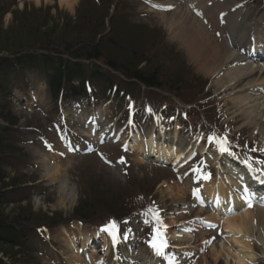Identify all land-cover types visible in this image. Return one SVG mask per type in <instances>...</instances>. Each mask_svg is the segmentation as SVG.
Segmentation results:
<instances>
[{
	"label": "rangeland",
	"instance_id": "374dc122",
	"mask_svg": "<svg viewBox=\"0 0 264 264\" xmlns=\"http://www.w3.org/2000/svg\"><path fill=\"white\" fill-rule=\"evenodd\" d=\"M153 1L164 4L167 0ZM254 1L259 4V8L264 9V0ZM25 2L36 8L50 7L54 20L61 23L68 21V26L76 22L78 25V16V19L90 20L97 25L104 23V26L99 25L98 28L102 30L100 37H104L102 44L106 43L105 54H109V50L114 53L122 63L121 68L130 64L145 74L156 75L160 85L152 88L131 82L123 73L97 62L104 72L111 75L114 86L117 85L125 92L124 96L118 94L101 98L98 95L95 102L64 101L58 114L42 75L24 72L13 74L7 80L6 84L9 83L11 88L9 94L13 96L10 101L7 99L6 107L20 121L18 128L23 133L20 137L17 135L20 146L9 176L15 178L16 174H20L21 183L27 184H21L12 191L11 198L17 203L9 205L7 210L11 213L13 209H20L18 215L27 221L25 227L31 231L32 243L38 244L35 256H22L17 264H78L75 263L78 261L83 264V259L80 261L72 245L76 247L77 244L96 243L91 239L96 234H103L102 243H126L124 237L128 227L123 229L112 223L114 225H107L103 230L98 228L100 222H105L110 216L117 217L124 210L138 215V211L143 208L155 209L152 220L144 218L148 223V233L140 239V243H180L182 237L195 238L201 234L194 232L190 235L183 231L184 228L208 229L200 222H195L196 218L208 222V216L204 217L206 212L190 210L193 185L184 178V169L174 171L169 167L139 162L137 154L131 155L124 151L130 132H141L145 127L159 128L163 124L167 132H170L175 123L181 130L180 137L191 138L186 135L188 131L184 132V125L178 117L183 110H188L191 114L187 126H191L196 134L206 130V134H198L200 140L209 142L212 134L210 128L214 126L222 133L229 130L226 124L232 131L240 133L237 134L236 142L244 138L242 156L258 165H264L257 162L264 160V152L260 151L259 146L261 137L252 127L244 125L241 117L232 115V102L227 101L229 94L220 90L214 77L199 72L200 68H204L209 55V51H204L205 57L198 53L197 50L204 49L202 41L198 38L190 39L193 33H187L188 37L184 41L195 45V48L192 46L190 49L181 39H174L172 30H168L165 25L166 21L176 22L178 19L176 8L167 12L151 10L140 0H74L72 6H66L60 0ZM15 8H19L16 11H22L24 5L22 3ZM259 8L253 15L249 14L250 22L259 17L264 20V11ZM31 21L34 22V19L31 18ZM12 22L13 13L4 16L5 28ZM74 25L69 26L63 34L58 28L56 30L57 23L51 24L50 21L46 28L48 31H37L38 34H34L30 42L39 47L42 45L41 36L44 40L47 35L52 37L54 43H60ZM258 28L264 30L261 26ZM94 30V27L90 29ZM217 32L221 33V30L213 29L212 25L210 33L216 41ZM26 34L28 32L17 31L14 41L18 44L25 39ZM24 43L26 41L22 45ZM136 49L151 61L147 62L141 56L133 57ZM13 53L16 51L10 54ZM193 54L201 56L202 60H197ZM125 83L132 86L124 87ZM97 85H93L96 91ZM144 102L150 106L152 114L142 108ZM86 131H90L91 139L81 137L86 135ZM229 132L231 139L233 133ZM96 137L97 140H103L97 143ZM117 157L123 158L122 165L114 163ZM127 169L130 171L128 176L123 175L121 170ZM54 173L59 175L55 180L52 179ZM184 212H190L193 218L188 220L178 216ZM67 219L76 222L69 225ZM171 224L178 227L170 228ZM252 225L261 231L264 229V222L259 219H254ZM218 228L223 229V225ZM213 238L201 240L200 243L210 242ZM229 240L214 243L212 249L201 256L196 264H237L235 249L228 244L233 242ZM254 249L261 255L259 248ZM138 254L145 258L144 261L148 260L149 251L142 244Z\"/></svg>",
	"mask_w": 264,
	"mask_h": 264
},
{
	"label": "trees",
	"instance_id": "16d2710c",
	"mask_svg": "<svg viewBox=\"0 0 264 264\" xmlns=\"http://www.w3.org/2000/svg\"><path fill=\"white\" fill-rule=\"evenodd\" d=\"M5 1L0 0V264H6L3 261L4 258L10 260L12 264H17L20 263L22 256L26 255L29 258L31 255L26 249H18L17 246H21L23 243H32V241L30 239L31 231L29 227H25L27 221L21 219L18 215L20 209L19 211L13 209L11 213L7 210L9 205L17 203L11 198L13 196L12 191L21 184L27 185L21 183L20 174H16L15 178L9 176V171L13 169L16 154L19 151L20 144L17 139L19 140L23 133L18 128L20 121L6 107V101L11 90L9 83L6 84L7 80H10L9 78L13 74L24 72L40 74L45 78L51 97L55 102L59 99H86L90 90L97 95L99 91L101 98L108 97L111 92L116 96L121 95L120 93L124 91H121L117 85L114 86L111 75L93 63L101 61L114 71H120L128 78H136L148 87H159L160 84L156 75L145 74L141 69L131 67L130 64L120 68L122 63L117 60L114 53L109 50V54H105L107 53L104 52L106 51V43L102 44L104 37H100L99 33L102 30L98 28L99 25L104 26V23L97 25L90 20L78 19V16L76 21H79V24L77 25L76 22L75 25L73 23L69 25H74V27H70L71 32L64 36L62 42L54 43L51 40L52 37H46V35L44 40L41 36L40 42L42 45L35 47L30 42L31 38L38 32L48 31L46 28L49 26L50 21L51 24L56 22V30L58 28V31L63 34L69 29L68 21L61 23L56 19L54 20L50 7L43 8V10L42 8L26 5L22 11L14 10L12 12L13 22L5 28L4 16L12 7V5L7 4L2 7L1 5ZM31 18L34 19V22L31 21ZM92 27L96 30L90 31ZM19 30L28 32V34L24 36L23 41H19L17 44L14 40ZM24 41L27 44L22 45ZM13 51H16V53L10 54ZM132 55L133 57L141 56L147 62L151 61L146 59L145 54L139 53L137 49ZM85 62H89V64ZM95 83L98 84L96 86L98 91L93 86ZM124 87L129 88V84L124 85ZM11 133L17 139L10 138ZM3 161H6L4 165ZM8 166H11V168L6 169Z\"/></svg>",
	"mask_w": 264,
	"mask_h": 264
},
{
	"label": "bare ground",
	"instance_id": "6f19581e",
	"mask_svg": "<svg viewBox=\"0 0 264 264\" xmlns=\"http://www.w3.org/2000/svg\"><path fill=\"white\" fill-rule=\"evenodd\" d=\"M39 1L40 0H35L37 3H39ZM60 1L66 6H72L74 2V0ZM205 1L206 0H203V4H205ZM170 2H172V0L167 1L164 4L172 5L169 4ZM226 3L227 2L225 0L221 1L218 8H216L215 15H207L211 20H213L212 23L215 26L218 25L221 30H223L227 37L228 44H231V46L237 49L241 54L244 53V48L245 54H247L253 50V48L249 46L253 44L248 40H254L256 38L255 32L251 28L252 25L248 28L243 24L245 19L241 11L237 12V17H232V15L229 17L230 13L226 17ZM188 12L189 11L187 9L186 11L176 9L175 15L178 17L176 22L166 21L165 25L168 30H172L171 34L174 39H181V41L185 43L186 46L190 47V49L192 46L195 48V45L192 42L184 41V38L188 37L187 33H193L191 34L192 37L190 39L198 38L202 41L201 46L204 47V49L201 48L197 51L203 56L204 51H209V55L206 59L207 62L203 66L204 68H200L199 72H202L205 76H211V78L214 77L216 84H219L221 88L220 90L226 93V95L229 94L227 101L232 102V107L234 109L229 111H231L232 115L235 117H241L244 125L252 127V129L258 133L262 140L261 145L264 147V72L259 67L242 64L243 62L237 56L238 54L232 52V49L228 46H226L223 51L217 42H215L212 38H209L207 30L204 29L202 25H199L198 21L190 15V12ZM201 12L203 14V11ZM260 20L262 21L263 19L259 17L258 21ZM261 21L259 23L262 25ZM259 23L255 22L253 28H258V25H260ZM238 31H240V34L236 35ZM252 32L253 34H251ZM193 51L196 52L195 50ZM193 57L197 60H202V57L197 54H193ZM146 110L151 114L153 113L150 106H148ZM161 126H163V124H161ZM161 133L162 134L160 135L155 134V131L152 128L145 127L141 132L135 135L132 143L135 147H137V160L139 162H143V159L141 158L142 155L147 157L155 156V159L169 160L172 164L181 165L179 160L184 156L185 151L188 149V142H190V138H180L178 126L171 132H166L164 128H161ZM84 134L89 136V133ZM9 137L17 139L13 136V133H11ZM193 145L196 144L193 143ZM198 149L199 148L195 150L198 151ZM191 150H193V147L188 149L187 152H190ZM214 154L216 155L218 153L209 152L210 159L214 158ZM213 162L216 163L215 161ZM4 163H6V161H3V165ZM10 168L11 166H8L6 169ZM229 168L234 170L237 173L236 175L245 177V175L240 171L241 168L233 165ZM54 174L55 175L52 176L53 180L59 177L58 173ZM184 177L186 179L185 174ZM219 181L225 184V181L221 180V178ZM223 187L225 186L218 184L216 188L218 190H222ZM70 197L71 195L68 196V198ZM234 198L235 197L232 199ZM179 200L180 199H177V201ZM229 210L234 211V209ZM254 212L255 211L249 208L246 212L238 214L235 217H230L225 221V229L229 230L232 234V237L230 238L231 240L229 241L238 243L237 245L240 248L236 257L237 264H247L246 262L259 260L264 261V229L261 231L260 228H255V226L252 225L254 219H259L260 222H264V210L257 211V214H254ZM144 218V215L140 216L138 219L140 224L145 222ZM252 236L254 238H252ZM187 243H192V241H187ZM245 243H262V255L255 256L252 252L253 249ZM74 245L75 244L72 246L75 249ZM242 252L250 253L244 256L245 261L241 257ZM70 257L71 256H68V258ZM77 258L79 259V257Z\"/></svg>",
	"mask_w": 264,
	"mask_h": 264
},
{
	"label": "snow or ice",
	"instance_id": "6c2138e0",
	"mask_svg": "<svg viewBox=\"0 0 264 264\" xmlns=\"http://www.w3.org/2000/svg\"><path fill=\"white\" fill-rule=\"evenodd\" d=\"M154 7H161L162 8V6H159V5H154ZM162 10H170V7L169 8H162ZM227 138L225 137V138H222V142H221V147H220V150L222 151V152H228L229 151V149L224 145V143H223V141H225ZM213 142H215L214 140H213ZM253 151H256V149H253ZM260 151H262V152H264V149H261ZM121 164H123L124 163V160H123V158H121V160L119 161ZM258 163H264V160H261V161H257ZM244 202L247 204V206L250 208V207H252V198L249 196L248 198H246L245 200H244ZM214 239V238H213ZM151 247H153L154 248V250L157 252V254L158 255H160L162 252H163V250H164V248L166 247V244L165 243H163V242H161V243H159V244H157V243H153L152 245H151Z\"/></svg>",
	"mask_w": 264,
	"mask_h": 264
}]
</instances>
